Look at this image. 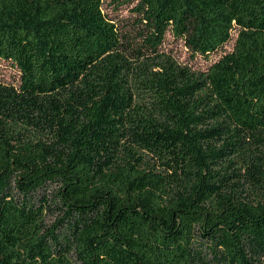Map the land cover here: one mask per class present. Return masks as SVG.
Segmentation results:
<instances>
[{
  "label": "trees",
  "instance_id": "obj_1",
  "mask_svg": "<svg viewBox=\"0 0 264 264\" xmlns=\"http://www.w3.org/2000/svg\"><path fill=\"white\" fill-rule=\"evenodd\" d=\"M134 11L0 0V264H264V0Z\"/></svg>",
  "mask_w": 264,
  "mask_h": 264
},
{
  "label": "rangeland",
  "instance_id": "obj_2",
  "mask_svg": "<svg viewBox=\"0 0 264 264\" xmlns=\"http://www.w3.org/2000/svg\"><path fill=\"white\" fill-rule=\"evenodd\" d=\"M139 0H103V12L107 18L115 24L120 34L126 38L135 36L139 29L143 28L137 22L140 16L134 11ZM140 45V39L137 40ZM137 45V47H138ZM136 47V45H135ZM232 49V43L226 45L223 50L210 56L208 59L200 56L192 57L183 40L175 39L170 32L165 36L162 45L159 47L158 54L165 58H170L176 64L182 67H189L192 72L203 73L209 65L216 61L223 53ZM152 56V54H147ZM0 79L4 84L18 86L20 75L16 68L10 62H0ZM54 215L50 214L47 220L53 222Z\"/></svg>",
  "mask_w": 264,
  "mask_h": 264
}]
</instances>
